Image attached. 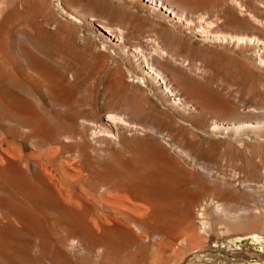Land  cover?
<instances>
[{"label":"rangeland","instance_id":"374dc122","mask_svg":"<svg viewBox=\"0 0 264 264\" xmlns=\"http://www.w3.org/2000/svg\"><path fill=\"white\" fill-rule=\"evenodd\" d=\"M52 1L43 0L41 6V32L36 54L37 89L32 85L34 79L29 72L31 59L25 57L21 61L13 55L17 46L15 40L8 43L5 49L7 55L0 60V115L9 121L3 125L5 131L3 135L0 134V147L12 152L13 158L25 168H30L32 173L30 176V172L27 173L29 187L26 190L29 194L26 191L23 197L17 196L16 189L20 188L17 181L8 178L11 171L7 172L6 179L13 185L9 181L7 184L14 190L13 202L37 213L35 220L38 224L27 221L25 233L28 232L25 235L26 238L39 237L41 254L47 250L45 244L49 229L46 225L43 187H36V183L40 182L37 179H44L46 171L52 172L55 189L59 194L62 192L61 195L57 194V209L60 208L56 210L54 256L41 264H264V190H260V193L256 188L261 185L260 178L264 179V0H168L192 14L187 15V22L194 28V34L190 36L176 31L163 18L151 15L141 4L128 8L114 0H82L84 6L88 5L94 16L98 17V21L106 20L104 22L112 28L121 27L127 46L135 44L138 38L154 35L151 24L155 23L156 39H161V45L169 43L164 47L159 46L169 51L171 61L174 59L172 67L164 68L171 82L167 84L171 92L166 87L164 89L165 85L160 81L139 80L140 77L137 78L131 72L124 56L104 46L92 29L60 17ZM93 5L95 9H92ZM231 30L240 31L242 37L246 35L253 41H245L240 45L208 37L214 33L226 35ZM206 39L208 41H204ZM116 67L118 70H115ZM116 71L122 73L124 87L116 84ZM110 85L113 91L108 89ZM29 88L33 90L29 91ZM106 90L112 93L107 94ZM177 97L188 106H176L179 102ZM139 98H142V102ZM35 103V118L26 119L20 125L14 122L18 105L27 108ZM110 111L117 115L115 124L104 118ZM238 116L246 126L254 120L259 121V129H263L254 132L246 128L245 132H241L242 138L212 134L213 120L225 118L223 121L240 123ZM171 118L174 124L169 120ZM165 123H169L168 127ZM176 127H180L178 131ZM150 131H154V134ZM183 136L185 138L182 139ZM72 137L75 141H70ZM234 167H240L237 171L233 170L239 173L238 178L242 179L243 176V180H247L241 188L238 184L234 186L239 193L229 206L232 212L234 210L230 219H218L207 212L203 218L199 216L200 219L198 206L188 211L185 206L187 199L198 192L203 181L207 185L210 182L208 186L213 190L203 197L201 202L204 200V203L209 199L223 198L228 189L233 190L230 185H225L220 176L222 173H231ZM217 173L220 176L216 178ZM104 181L120 190L109 191V194L101 191V188H107ZM219 181H222V185ZM212 193H215L214 196ZM240 207L249 210L251 216L248 220L245 218L249 215L240 213ZM6 214L10 215L8 212ZM189 214L193 221H189ZM202 221L210 228L206 230L207 233L203 231ZM252 221L258 223L253 235L252 229L244 225L252 224ZM27 223L31 224L30 227ZM225 224L228 225L226 229ZM68 232L74 233L72 240L66 239ZM26 248V255L30 254L31 251ZM10 262L0 257V264L25 263Z\"/></svg>","mask_w":264,"mask_h":264},{"label":"bare ground","instance_id":"6f19581e","mask_svg":"<svg viewBox=\"0 0 264 264\" xmlns=\"http://www.w3.org/2000/svg\"><path fill=\"white\" fill-rule=\"evenodd\" d=\"M42 1L43 0H0V60L1 59H5L7 53H6V48L8 43L11 40H15L17 42V46L16 49L14 50V56L15 58H17L18 60H23L25 57H29L31 59V64H30V68H29V72L31 74V76L34 79V87L35 89H37L36 87V83H37V79H38V64H37V59H36V54H37V49H38V44H39V39H40V32H41V22H40V15H41V6H42ZM69 2H67L66 0H53L52 1V6L55 8L54 10H56V13H58V15L60 17H64L65 19L72 21L74 23L80 24L86 28H90L92 29L97 36L100 38V40L102 41V43L104 44V46H107L108 48H111L113 50L114 53L119 54L121 56H124L126 59V63H128L127 65H129V68L132 70L131 72L137 77L139 78V80H141L142 82H158L160 81L165 87L168 88L169 92H171L170 90V86H167V84L171 83L168 81V77H166L165 72H164V68L165 67H172L173 66V61H171L170 55L168 54L167 50L162 48L161 46L164 45L166 46V44L169 43H164V44H160L161 43V39H159V41L156 39L157 37H155L157 35V31L155 30V23L151 24L152 27V31L154 33V35H149V36H145L144 38H138V41L135 42V44H132L131 46H127L125 43V40L127 42V39L124 40V36L123 35V31L121 30V27L119 26L120 29L117 28H112L113 26H110L108 23H105L103 20V22L98 21L97 18L94 16V14L91 12V10L87 7L84 6L83 1L82 0H68ZM93 1V0H92ZM92 1H90L92 3ZM122 5H125V7L127 6L128 8H134L135 4H141L144 8H147L148 12L151 15L154 16H159L161 17V19L163 18L164 20H166L170 25H172L176 31L178 30L179 32H184L187 33V35H193L194 33V28H192L189 23L187 22L188 20V16L187 15H192L190 13V11L188 13H186L184 10L178 8L177 6H175L173 3H171L168 0H114ZM88 2V1H87ZM94 2V1H93ZM90 3V4H91ZM95 5V3H92ZM92 9H95L96 7H94ZM97 5V3H96ZM101 5V4H100ZM236 5V4H235ZM139 6V5H138ZM92 7V6H91ZM79 12L77 10L79 9ZM103 11V10H102ZM146 11V10H145ZM234 14V13H233ZM113 15V14H112ZM189 15V16H190ZM98 16V15H96ZM242 16V15H241ZM111 17V16H110ZM192 17V16H191ZM190 18V17H189ZM169 19V20H168ZM130 20V19H128ZM123 21V20H122ZM127 21V20H126ZM165 21V22H166ZM211 21V20H210ZM215 21V20H214ZM213 21V22H214ZM136 22V21H135ZM127 23V22H126ZM205 23H208L207 21ZM113 24V23H112ZM132 24V23H131ZM116 25V24H115ZM138 25V24H137ZM257 25V24H256ZM117 26V25H116ZM202 26V25H201ZM209 26V25H208ZM213 26V25H212ZM136 27V26H135ZM203 27V26H202ZM217 27V26H216ZM124 28V27H123ZM129 28V27H128ZM234 28V27H233ZM117 29V30H114ZM207 30V29H206ZM125 31V30H124ZM201 31V30H200ZM221 31V30H220ZM260 31V30H259ZM118 32V33H116ZM123 32V33H122ZM132 32V31H131ZM137 32V31H136ZM134 33V31H133ZM205 33V31H204ZM217 33V32H216ZM223 33V32H222ZM243 33V32H242ZM260 33V32H259ZM215 34V33H214ZM210 35L208 36L209 38H211V40H222L223 42H226L225 40L228 41V43H233V42H237L238 44L242 42H251L253 41L250 40L249 38L245 37V36H241V32L237 31V30H231L228 34L221 36V34L217 35ZM134 35V34H133ZM263 35V34H262ZM132 37V36H131ZM205 37V36H204ZM254 37V36H253ZM127 38V36H126ZM135 38V37H134ZM161 38V37H160ZM51 39V38H50ZM137 39V38H136ZM173 39V38H172ZM208 39V38H207ZM204 40V41H208V40ZM258 39V38H256ZM260 39V38H259ZM258 39V40H259ZM57 40V39H56ZM131 40V39H129ZM171 40V39H170ZM255 40V39H254ZM165 41V40H164ZM134 42V41H132ZM163 42V41H162ZM177 42V41H176ZM213 42V41H210ZM247 42V43H249ZM101 43V42H100ZM131 43V42H130ZM218 43V42H217ZM227 43V44H228ZM10 44V43H9ZM12 44V43H11ZM171 44V43H170ZM173 44V43H172ZM237 44V45H238ZM161 45V46H159ZM239 45V46H240ZM57 46V45H56ZM174 46V45H173ZM237 46V47H239ZM253 46V45H252ZM245 48V47H244ZM169 49V47H168ZM239 49V48H238ZM12 50V49H11ZM104 50V49H103ZM110 50V49H109ZM10 52V51H9ZM183 52V51H182ZM171 53V52H170ZM230 53V52H229ZM246 53V52H245ZM12 54V53H11ZM172 54V53H171ZM175 55V54H174ZM13 56V57H14ZM108 57V56H107ZM173 57V56H171ZM182 58V57H181ZM181 58H179L181 60ZM260 58V57H259ZM116 60V59H115ZM186 60V59H185ZM260 60V59H259ZM258 60V61H259ZM16 61V60H15ZM263 61V60H262ZM51 62V61H50ZM98 62V61H97ZM109 61H107L108 63ZM186 62V61H185ZM110 63V62H109ZM175 63V62H174ZM263 63V62H262ZM119 64V63H118ZM180 64H182L180 62ZM189 64V61H188ZM121 65V64H119ZM143 65V66H142ZM117 66V65H116ZM186 66H187V62H186ZM118 67V66H117ZM116 67L115 70H118ZM179 67V66H178ZM183 67V66H181ZM189 67V66H188ZM194 67V66H193ZM27 68V67H26ZM121 68V67H118ZM125 68V67H124ZM195 68V67H194ZM28 69V68H27ZM203 69V68H202ZM121 70V69H119ZM176 70V69H175ZM174 70V71H175ZM204 70V69H203ZM22 71V70H21ZM114 71V70H113ZM129 72V70H128ZM15 73V72H14ZM110 73V72H109ZM167 73V72H166ZM169 73V72H168ZM29 74V73H28ZM197 74V73H196ZM204 74V73H203ZM213 74V73H212ZM115 82L118 86H125L124 83V79L122 76V73L120 71H116L115 73ZM131 75V74H130ZM16 76V75H15ZM20 76V75H19ZM168 76V75H167ZM173 76V75H172ZM30 77V75H29ZM31 77V78H32ZM209 77V76H208ZM13 78V77H12ZM211 78V77H210ZM214 78V77H213ZM126 79V78H125ZM135 79V78H134ZM24 80V79H23ZM113 80V79H111ZM136 80V79H135ZM17 81V80H16ZM217 81V80H216ZM13 82V81H12ZM105 82V81H104ZM113 82V81H111ZM110 82V83H111ZM138 82V81H137ZM140 82V81H139ZM8 83V82H7ZM11 83V81H10ZM64 83V82H63ZM221 83V82H219ZM27 84V83H26ZM113 84V83H112ZM189 85V84H188ZM2 86V85H1ZM45 86V85H44ZM62 86V85H61ZM158 86V85H157ZM112 86L110 85V88ZM115 87V86H114ZM156 87V86H154ZM33 88V87H32ZM107 88V87H105ZM108 88L109 90L113 89ZM157 88V87H156ZM173 88V87H172ZM175 88V87H174ZM173 88V89H174ZM30 89V90H29ZM28 90L31 91L33 89L29 88ZM107 89V90H108ZM118 89V88H117ZM106 90V92H107ZM145 90V89H143ZM264 90V89H263ZM105 91V90H104ZM112 91H109L112 93ZM116 91V89H115ZM122 91V90H121ZM140 91V90H139ZM166 90H164L165 92ZM3 92V91H2ZM1 92V93H2ZM107 92V94L109 93ZM175 92V91H174ZM176 93V92H175ZM3 94V93H2ZM34 94V93H33ZM147 94V93H146ZM97 95V94H96ZM110 95V94H109ZM173 95V94H172ZM221 95V94H220ZM31 96V94H30ZM33 96V95H32ZM31 96V97H32ZM35 96V95H34ZM107 96V95H106ZM105 96V98H106ZM38 97V96H37ZM72 97V96H71ZM113 97V96H112ZM48 98V96H47ZM111 98V97H110ZM5 99V98H4ZM20 99V98H19ZM26 99V98H25ZM32 99V98H30ZM113 99H115V97H113ZM119 99V98H118ZM116 99V100H118ZM140 99V98H139ZM142 99V98H141ZM140 99V100H141ZM144 99V98H143ZM146 99V98H145ZM176 99V98H175ZM178 101L176 106H186V102L184 100H181V98L177 97ZM176 99V100H177ZM204 99V98H203ZM16 100V99H15ZM21 100V99H20ZM94 100V99H93ZM98 100V99H97ZM18 101V100H16ZM42 102V100H40ZM64 101V100H63ZM78 101V100H77ZM108 101V100H107ZM5 102V101H4ZM3 102V104H4ZM7 102V101H6ZM113 101H111L110 103H112ZM142 102V100L140 101ZM140 102H138L140 104ZM146 102V100H145ZM149 102H150V98H149ZM13 103V102H12ZM109 103V102H108ZM115 103H117V101H115ZM144 103V102H143ZM226 103V102H224ZM2 104V105H3ZM8 104V102H7ZM11 104V102H10ZM14 104V103H13ZM26 104V103H25ZM43 104V103H42ZM113 104V103H112ZM119 104V103H118ZM116 104V105H118ZM40 105V104H39ZM51 105V104H50ZM82 105V104H81ZM108 107V104H106ZM110 105V104H109ZM147 105V104H146ZM41 106V105H40ZM39 106V107H40ZM115 106V105H114ZM113 106V107H114ZM143 106V105H142ZM188 106V105H187ZM221 106V105H220ZM219 106V107H220ZM223 106V105H222ZM1 107V106H0ZM10 107V106H9ZM12 107V106H11ZM25 107V106H23ZM21 105H18L16 107L15 113H14V122L17 123L18 125H20L24 120L26 119H30V118H35L36 117V113H37V104H31L28 105L27 108H23ZM110 107V106H109ZM112 107V106H111ZM116 107V106H115ZM224 107V106H223ZM233 109V106H231ZM238 107V106H237ZM3 108V107H2ZM86 108V107H85ZM102 108V107H101ZM188 108V107H187ZM227 108V107H226ZM180 109V108H179ZM182 109H185L184 107ZM220 109H222V107H220ZM57 110V109H56ZM86 110V109H84ZM105 110V109H104ZM114 110V109H113ZM122 110V108L120 109ZM178 110V109H177ZM181 110V109H180ZM239 110V109H238ZM237 110V111H238ZM51 113V110H49ZM53 111V110H52ZM58 111V110H57ZM140 111V109H139ZM138 111V112H139ZM192 111V110H191ZM222 111V110H221ZM223 111H227L226 109H224ZM222 111V112H223ZM146 112V111H145ZM150 112V111H149ZM228 112V111H227ZM263 112V111H262ZM115 113H117V111H115ZM231 113V111H230ZM0 114H2L0 112ZM106 114V113H105ZM118 114V113H117ZM130 114V113H129ZM137 114V113H136ZM181 114V113H180ZM199 114V113H197ZM224 114V113H223ZM116 114H113V111L106 115L104 118L106 121H109L111 123H114L117 121H114L115 117H117ZM226 114H224L225 116ZM72 116V115H71ZM104 116V114H103ZM163 116V115H162ZM181 116V115H179ZM132 117V116H131ZM167 117V116H166ZM221 117V116H220ZM243 117V116H242ZM103 118V119H104ZM120 118V117H119ZM124 118V117H123ZM170 118V117H168ZM182 118V117H181ZM229 118V117H228ZM237 118V117H236ZM238 118L241 120L240 123L237 122H228V121H223V120H213L212 125H211V132L213 133H220L224 136H240L242 133V131H244L246 128H251L255 131H259L263 128L259 129L261 127V125L259 126V121L254 120V122H252L250 125H245L242 123V119L241 117L238 116ZM244 118V117H243ZM256 118V117H255ZM44 119V118H43ZM65 119V118H64ZM156 119V118H155ZM183 119V118H182ZM214 119V118H213ZM222 119V117H221ZM233 119V118H232ZM235 119V118H234ZM233 119V120H234ZM34 120V119H33ZM172 120L171 123H173V119H169ZM230 120V119H229ZM260 120V119H259ZM41 121V120H40ZM73 121V120H72ZM85 121V120H84ZM176 121V120H174ZM9 121L5 120V117L0 115V134L3 135L4 133V124H7ZM185 122V121H184ZM247 122V120L245 121ZM249 122V120H248ZM261 122V121H260ZM264 122V120H263ZM13 124V123H12ZM115 124V123H114ZM166 124V123H165ZM164 124V125H165ZM169 124V123H168ZM168 124H166L165 126L168 127ZM174 124V123H173ZM176 124V122H175ZM253 124V125H252ZM16 125V124H15ZM28 125V124H27ZM85 125V124H84ZM87 125V123H86ZM172 124H170L171 126ZM180 124H178L179 126ZM188 125V124H187ZM193 125V124H192ZM40 126V125H39ZM81 126V123H80ZM114 126V125H113ZM128 126V125H127ZM169 126V127H170ZM177 126V125H176ZM184 126V125H183ZM9 127V126H8ZM164 127V126H163ZM181 127V125H180ZM179 127V128H180ZM49 128V127H48ZM52 128V127H51ZM70 128V126H69ZM82 128V126H81ZM90 128V127H89ZM133 128V127H132ZM177 131H178V129ZM190 128V127H189ZM195 128V127H194ZM41 129V128H40ZM144 129V128H142ZM199 129V128H198ZM249 129V130H251ZM71 130V129H70ZM158 130V129H157ZM181 130V129H180ZM186 130V129H185ZM200 130V129H199ZM248 130V133H250ZM252 130V131H253ZM44 131V130H42ZM173 131V129L171 130ZM183 131V129H182ZM181 131V132H182ZM188 131H190V129H188ZM187 131V132H188ZM193 131V130H192ZM11 132V131H10ZM9 132V133H10ZM33 132V131H32ZM45 132V131H44ZM66 132V131H65ZM68 132V131H67ZM154 132V131H153ZM152 132V133H153ZM180 132V134H181ZM245 132V131H244ZM243 132V133H244ZM263 131H261L262 134ZM31 133V132H30ZM48 133V132H47ZM147 133V132H146ZM151 133V131H150ZM151 133V134H152ZM190 134L192 133L191 131L189 132ZM253 133V132H252ZM260 133V132H259ZM258 133V134H259ZM32 134V133H31ZM46 134V133H45ZM69 134V133H68ZM94 134V133H93ZM92 134V135H93ZM154 134V133H153ZM160 134V133H159ZM173 134V132L171 133ZM177 134V133H176ZM218 136H221V135ZM246 134V133H245ZM10 135V134H9ZM44 135V134H42ZM57 135V134H56ZM194 136V134H191ZM255 135V134H254ZM263 135V134H262ZM40 136V135H39ZM91 136V135H90ZM95 136V135H94ZM98 136V135H97ZM173 137V135H171ZM186 136V134H185ZM190 136V135H189ZM215 136V134H214ZM264 136V135H263ZM25 137V136H24ZM33 137V136H32ZM66 137V136H65ZM68 137V136H67ZM66 137V138H67ZM70 137V136H69ZM68 137V138H69ZM181 137V136H180ZM222 137V136H221ZM237 137L235 139H237ZM241 137V136H240ZM43 138V137H42ZM73 138V137H72ZM185 138L184 136L182 137V139ZM196 138V137H195ZM242 138V137H241ZM65 139V138H64ZM97 139V138H96ZM178 139V138H177ZM181 139V138H180ZM229 139V138H228ZM234 139V138H233ZM240 139V138H239ZM21 140V137H20ZM66 140V139H65ZM68 140V139H67ZM92 140V139H91ZM34 141V140H33ZM62 141V140H61ZM70 141H75L74 138ZM198 141V140H197ZM231 141V140H230ZM242 141V140H241ZM258 141V140H257ZM68 142V141H67ZM96 142V141H95ZM45 143V142H43ZM244 143V142H243ZM31 144V143H30ZM35 144V143H34ZM82 144V143H81ZM189 144V143H188ZM247 144V143H246ZM55 145V144H54ZM65 145V144H64ZM74 145V144H72ZM195 145V144H194ZM245 145V144H244ZM35 146V145H34ZM59 146V145H57ZM61 146V145H60ZM82 146V145H81ZM175 146V145H174ZM206 146V145H205ZM19 147V146H18ZM33 147V144H32ZM9 148V147H7ZM12 148V147H11ZM59 148V147H58ZM66 148V147H64ZM81 148V147H80ZM176 148V147H175ZM244 148V147H243ZM10 149V148H9ZM21 149V148H20ZM194 149V148H192ZM237 150V148H235ZM48 150V148H47ZM46 150V151H47ZM153 150V149H152ZM175 150V149H174ZM242 150V149H241ZM245 150V149H244ZM12 151V150H11ZM22 151V150H21ZM232 151H234L232 149ZM101 152V151H100ZM187 152V151H186ZM189 152V151H188ZM199 152V151H198ZM237 152H239L237 150ZM12 153V152H11ZM10 153L9 150H7L6 148H1L0 147V257L2 256L5 260L7 261H11L10 263H12V261H18L19 263H28V264H41L42 262L51 259L55 250V246H56V238H55V225H56V210L57 206H58V199H57V194H59L56 189H55V184L53 183V176H52V172H48L45 169V175H44V179H37L36 183V187L38 189H40L41 187H43V197H44V201L45 205H46V215H47V220L45 218V220L48 222H46V225H48V228L46 226L47 229H49V235L47 237V244H45V246L47 245V250L44 251L45 253L41 254L39 251V237L34 236V237H29L26 238V232L25 230L28 229L26 228V222L30 221L31 224L34 223L35 225L38 224L36 219V215L34 210L33 211H28L22 204H16L15 202H13L12 198V194H14V190L13 188H11L9 186V184H12L10 182V180L8 178H13V182L14 179L17 181V184L20 186L19 189H16L17 192V196L19 197H23L26 194V191L28 192L27 187H29V184L27 183V173L30 172V168L27 169L24 166L20 165V163H18V161L16 159L13 158L12 154ZM18 153V152H17ZM192 153V152H191ZM223 153V152H222ZM227 153V152H226ZM242 153V151H241ZM244 153V152H243ZM246 153V151H245ZM94 154V153H93ZM92 154V155H93ZM180 154V153H179ZM185 154V153H184ZM183 154V155H184ZM240 155V154H239ZM77 156V155H76ZM170 156V155H168ZM178 156V155H175ZM186 156V155H185ZM188 156V155H187ZM248 156V155H247ZM140 157V156H139ZM138 157V158H139ZM179 157V156H178ZM211 157V156H210ZM16 158V157H15ZM21 158V157H20ZM158 158V157H157ZM181 158V157H180ZM183 158V157H182ZM222 158V157H221ZM166 159V158H165ZM176 159V158H174ZM242 159V158H241ZM130 160V159H129ZM164 160V159H163ZM181 160V159H180ZM218 160V159H217ZM231 160V159H230ZM248 160V159H246ZM75 161V160H74ZM73 161V162H74ZM195 161V160H194ZM233 162V160H231ZM22 162V161H21ZM158 162V161H157ZM203 162V161H202ZM229 162V161H228ZM236 162V161H235ZM259 162V161H258ZM262 162V161H261ZM75 163V162H74ZM127 163V162H125ZM176 163V162H175ZM193 163V162H192ZM208 163V160L206 161V164ZM254 163V162H253ZM113 164V163H112ZM124 164V163H123ZM174 164V163H173ZM181 164V163H179ZM233 164V163H232ZM108 165V164H107ZM161 165V164H160ZM202 165V164H201ZM257 165V164H256ZM39 166V165H38ZM110 166V165H109ZM119 166V164H118ZM124 166V165H123ZM207 166V165H206ZM211 166V165H210ZM231 166V165H230ZM238 166V165H237ZM36 167V166H35ZM48 167V166H47ZM117 167V166H116ZM120 167V166H119ZM118 167V168H119ZM159 167V166H158ZM173 167L175 168V166L173 165ZM204 167V166H203ZM227 167V166H226ZM33 168V167H32ZM184 168V167H183ZM201 168V167H200ZM206 168V167H205ZM223 168V167H222ZM238 169L240 167H237ZM236 167H234V169H232L231 173L229 174H224L222 173L221 176L217 173V175L215 176L217 178V176H220V179L225 183V185L228 184V186L230 185L232 189H228L227 193L225 194V196H221L223 198H220L218 200H213V199H207L208 201H206L204 203V200L201 202V200L203 199L204 196H206L207 194H209L210 192H213L212 189H210L211 186L210 182L207 185L206 183H204V181L201 184V187H198V192L194 193V196L191 195V197H188L187 199V205L185 204V206L188 207V211H190L191 209H193V206H198V211L200 212L198 214V217L200 216L201 218H203L202 216H204V214H206V212L211 215L212 217H217L218 219H226L227 217L231 218V216L233 215V212L231 210V208H229L230 204L234 202L235 198H237L236 196L238 195V190L234 189L237 187H234L236 184H238V186L240 185V188L244 186V181L243 180V176L242 179L238 178V174L233 171L236 169V171L238 170ZM246 168V167H245ZM253 168V167H252ZM256 168V167H255ZM36 169V168H35ZM101 169V168H100ZM105 169V168H104ZM103 169V170H104ZM121 169V168H120ZM142 169V168H141ZM154 169V168H153ZM157 169V168H156ZM161 169V168H160ZM28 170V171H27ZM43 170V169H42ZM79 170V169H78ZM109 170V169H108ZM117 170V169H116ZM177 170V168H176ZM183 170V169H182ZM186 170V169H185ZM253 170V169H252ZM257 170V169H256ZM254 170V171H256ZM8 171H11L10 175H8ZM51 171V170H50ZM53 171V170H52ZM110 171V170H109ZM108 171V172H109ZM122 171V170H121ZM148 171V170H146ZM151 171V170H150ZM149 171V172H150ZM172 171V170H171ZM209 171V170H208ZM239 171H242L241 169ZM238 171V172H239ZM101 173V171H99ZM105 172V171H104ZM107 172V171H106ZM118 172V171H117ZM135 172V171H134ZM148 172V173H149ZM183 171H181L182 173ZM187 172V171H186ZM212 172V171H211ZM250 172V171H249ZM257 172V171H256ZM254 172V173H256ZM80 173V171H79ZM110 173V172H109ZM119 173V172H118ZM139 173V172H138ZM141 173V171H140ZM152 173V172H151ZM157 173V172H156ZM185 173V172H184ZM206 173H208L206 171ZM227 173V172H225ZM253 173V172H252ZM258 173V172H257ZM256 173V175H258ZM261 173V172H260ZM34 174V173H33ZM36 174V173H35ZM72 174V173H71ZM92 174V173H91ZM103 174V173H101ZM121 174V173H119ZM135 174V173H134ZM143 174V172H142ZM190 174V173H189ZM188 174V176H189ZM210 174V173H209ZM248 174V173H247ZM6 175H8V178L6 179ZM32 175V173L30 172L29 176ZM76 175V174H75ZM107 175V174H106ZM113 175V174H112ZM123 175V174H122ZM185 175V174H184ZM264 175V174H263ZM262 175V176H263ZM109 176V174H108ZM121 176V175H120ZM128 176V175H127ZM214 176V174H213ZM247 176V175H246ZM249 176V175H248ZM251 176V174H250ZM259 176V175H258ZM84 177V176H83ZM112 177V176H110ZM193 178V176H191ZM89 178V176H88ZM101 178V177H100ZM124 178V177H123ZM207 178V177H206ZM215 178V180H216ZM246 178V177H245ZM253 178V177H252ZM264 178V176H263ZM114 179V178H112ZM214 179V178H213ZM219 179V180H220ZM86 180V179H85ZM182 180V179H181ZM254 180V179H253ZM261 180V181H260ZM260 182L261 185L257 186L256 188H258L259 192L261 190H264V179L262 180L260 178ZM7 181H9L10 183L7 184ZM15 181V182H16ZM36 181V180H35ZM136 181V180H135ZM144 181V180H143ZM147 181V180H146ZM154 181V180H153ZM184 181V180H182ZM214 181V180H213ZM222 181H219L222 185ZM31 182V181H30ZM41 182H43V185L41 184ZM103 182V181H102ZM105 182V181H104ZM140 182V181H139ZM174 182V181H173ZM64 183V182H63ZM118 183V181H117ZM127 183V182H126ZM153 183V182H152ZM158 183V182H157ZM214 183V182H212ZM218 183V181H217ZM223 183V184H224ZM35 184V183H33ZM107 185V188H101V191L107 192V194H109V191H116V190H120L119 188H117L115 185L113 184H109V183H104ZM115 184V183H114ZM170 184V183H169ZM174 184V183H173ZM197 184V183H196ZM260 184V183H259ZM57 185V183H56ZM120 185V184H119ZM157 185V184H156ZM198 185V184H197ZM35 186V185H33ZM62 186V184H61ZM193 186V185H192ZM213 186V185H212ZM99 187V185H98ZM121 187V186H120ZM176 187V186H175ZM225 187V186H224ZM246 187V186H245ZM249 187V185H248ZM246 187V188H248ZM18 188V187H17ZM35 188V187H34ZM215 188V187H213ZM221 188V187H220ZM42 189V188H41ZM59 189V188H58ZM175 189V188H174ZM227 189V188H226ZM239 189V188H238ZM243 189V188H242ZM37 190V189H36ZM67 190V189H66ZM65 190V191H66ZM126 190V189H125ZM179 190V189H178ZM244 190V189H243ZM31 191V190H29ZM33 191H35L33 189ZM40 191V190H37ZM62 191V190H61ZM76 191V190H75ZM78 191V190H77ZM215 191V190H214ZM36 192V191H35ZM118 192V191H117ZM130 192V191H129ZM182 192V191H181ZM188 192V191H187ZM191 192V191H190ZM195 192V191H194ZM216 192V191H215ZM222 191H220L219 193H221ZM224 192V190H223ZM241 192V191H240ZM245 195H247L246 191ZM260 192V193H261ZM33 193V192H32ZM103 193V192H101ZM243 193V192H242ZM29 194V192H28ZM27 194V195H28ZM39 194V193H38ZM62 194V192H61ZM59 194V195H61ZM66 194V193H65ZM82 194V193H81ZM115 194V193H114ZM213 196L215 193H212ZM223 193H221L222 195ZM244 194V193H243ZM252 194V193H251ZM15 195V194H14ZM111 195V194H110ZM116 195V194H115ZM190 195V194H189ZM126 196V195H124ZM210 196V195H209ZM107 197V196H106ZM248 197V195H247ZM61 198V197H60ZM86 198V197H85ZM120 198V197H119ZM124 198V197H123ZM186 198V197H185ZM183 198V199H185ZM211 198H213L211 196ZM15 199V198H13ZM19 199V198H17ZM21 199H19L20 201ZM32 200V199H31ZM39 200V199H38ZM64 200V199H63ZM128 200V199H127ZM157 200V199H156ZM36 201V200H35ZM40 201V200H39ZM78 201V200H77ZM90 201V200H89ZM164 201V200H163ZM183 201V200H182ZM42 202V201H41ZM185 202V201H184ZM22 203V202H21ZM26 203V202H25ZM29 203V202H28ZM33 203V201H32ZM75 203V202H74ZM129 203V202H128ZM153 203V202H152ZM157 203V201H156ZM166 203V202H165ZM24 204V203H23ZM33 204H36V202H34ZM41 204V203H40ZM63 204V203H62ZM168 204V203H167ZM182 204L184 205V203L182 202ZM29 205V204H28ZM32 205V204H31ZM37 206L39 205L38 203L36 204ZM44 205V206H45ZM64 205V204H63ZM159 205V204H158ZM175 205V204H174ZM182 205V206H183ZM40 206V205H39ZM42 206V204H41ZM40 206V207H41ZM60 206V205H59ZM62 206V205H61ZM72 206V204H71ZM156 206V205H155ZM165 206V205H164ZM176 206V205H175ZM237 206V205H236ZM31 207V206H30ZM36 207V206H35ZM65 207V205H64ZM77 207V206H76ZM79 207V205H78ZM172 207V206H171ZM185 207V209L187 208ZM231 207V206H230ZM247 207V206H246ZM244 207H240V213L245 214L247 216L248 214V209ZM33 208V207H32ZM44 208V207H43ZM147 208V207H146ZM162 208V207H161ZM160 208V209H161ZM173 208V207H172ZM239 208V207H238ZM38 209V208H37ZM36 209V210H37ZM124 209V208H123ZM159 209V208H158ZM167 209V208H166ZM165 209V210H166ZM190 209V210H189ZM31 210V209H30ZM45 210V209H44ZM44 210H42V212H44ZM148 210V209H147ZM197 210V208H196ZM40 212V210H38ZM36 211V212H38ZM63 211V210H62ZM67 211V210H66ZM73 211V209H72ZM115 211V210H114ZM146 211V210H145ZM158 211V210H157ZM173 211V210H172ZM177 211V210H176ZM187 211V209H186ZM185 211V213H186ZM194 211V210H193ZM197 211V212H198ZM252 211V210H251ZM10 213V215L6 214V213ZM70 212V211H69ZM148 212V211H147ZM256 212V211H255ZM253 212V213H255ZM72 213V212H70ZM114 213V212H113ZM176 213V212H175ZM252 213V212H251ZM39 214V213H38ZM42 214V213H41ZM153 214V213H152ZM187 214V213H186ZM196 214V213H195ZM44 215V214H43ZM100 215V214H99ZM146 215V214H144ZM182 215V214H180ZM236 215V214H235ZM244 215V216H245ZM249 216H247L245 219L248 220V218L251 216L250 214H248ZM104 216V215H103ZM189 221L191 218V214L187 215ZM197 216V215H196ZM45 217V216H44ZM160 217V216H159ZM183 217V216H182ZM199 217V218H200ZM121 218V217H120ZM137 218V217H136ZM186 218V217H185ZM200 218V219H201ZM229 218V219H230ZM73 219V218H72ZM123 219V217H122ZM165 219V218H164ZM163 219V220H164ZM173 219V218H172ZM253 219V218H252ZM39 220V219H38ZM41 220L43 221V219L41 218ZM40 220V221H41ZM70 220V219H69ZM155 220V219H154ZM167 220V219H166ZM175 220V219H173ZM181 220V219H180ZM107 221V220H106ZM193 221V219H192ZM196 221V220H195ZM29 222V223H30ZM67 222V221H66ZM179 222V221H178ZM214 222V221H213ZM195 223V222H194ZM215 223V222H214ZM252 224H244L245 226H248V229H252V234H254V230L255 227L257 228L258 223L255 221L251 222ZM30 224V225H31ZM182 224V223H181ZM190 224V223H189ZM192 224V223H191ZM190 224V225H191ZM30 225L27 226L30 227ZM95 225V224H94ZM125 225V224H124ZM178 225V224H177ZM203 231H205L204 233H207L206 230H209V226L206 225L205 221L201 222ZM44 226V225H43ZM61 227V225H59ZM66 226V225H65ZM38 227V226H37ZM142 227V226H141ZM225 229L228 228V225L225 224ZM35 228V227H34ZM33 228V229H34ZM189 228V227H188ZM125 229V228H124ZM144 229V228H143ZM194 229H196L194 227ZM37 230V229H36ZM38 231V230H37ZM144 231V230H143ZM194 231V230H193ZM202 231V232H203ZM47 232V231H46ZM124 232V231H123ZM38 233V232H37ZM48 233V232H47ZM69 233V232H68ZM182 233V232H181ZM30 234V233H29ZM36 234V233H35ZM41 234V233H40ZM67 234V233H66ZM191 234V233H190ZM65 235V234H64ZM110 235V234H109ZM108 235V236H109ZM162 235V234H161ZM196 235V234H195ZM40 236V235H39ZM47 236V235H45ZM74 233H69V235L66 237V239L68 240H72L74 238ZM28 237V236H27ZM122 237V236H121ZM125 237V236H124ZM177 237V236H176ZM42 238V237H41ZM101 238V237H100ZM108 238V237H107ZM175 238V237H174ZM113 239V237H112ZM196 239V238H195ZM46 240V239H45ZM44 241V240H43ZM118 241V240H116ZM112 242V241H111ZM46 243V242H45ZM24 244V245H23ZM26 244V245H25ZM24 246H27L24 247ZM43 246V247H45ZM157 246V245H156ZM159 246V244H158ZM155 247V246H154ZM166 247V246H165ZM25 248L31 251L30 254L25 253ZM42 248V247H41ZM163 248V247H162ZM46 249V248H45ZM160 249V248H159ZM171 250V249H170ZM167 251V250H166ZM42 252V251H41ZM25 253V254H24ZM167 257V256H166ZM53 258V257H52ZM155 258V257H154ZM169 260V259H168ZM51 261V260H50ZM5 262V261H4ZM6 263V262H5ZM23 263V264H25ZM45 263V262H44ZM154 264V263H153Z\"/></svg>","mask_w":264,"mask_h":264}]
</instances>
